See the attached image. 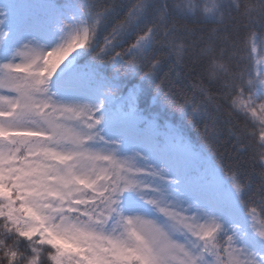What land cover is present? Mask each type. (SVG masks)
<instances>
[{
  "label": "snow or ice",
  "instance_id": "6c2138e0",
  "mask_svg": "<svg viewBox=\"0 0 264 264\" xmlns=\"http://www.w3.org/2000/svg\"><path fill=\"white\" fill-rule=\"evenodd\" d=\"M12 3L0 264H264V0Z\"/></svg>",
  "mask_w": 264,
  "mask_h": 264
},
{
  "label": "trees",
  "instance_id": "16d2710c",
  "mask_svg": "<svg viewBox=\"0 0 264 264\" xmlns=\"http://www.w3.org/2000/svg\"><path fill=\"white\" fill-rule=\"evenodd\" d=\"M39 3L40 0H13V3L9 5L10 7L8 9V14L10 17L24 19L25 17L31 15L38 9ZM73 3H75V0H73ZM70 14L72 13L67 10L63 13V15L65 16ZM47 26L49 31L55 29V33L61 35L59 31V24L56 23V18H50ZM256 59L258 62L262 59L259 50L256 53ZM75 63L82 70L93 69L105 75H111V68L108 65H94L91 62L90 53L87 51L81 50V55L76 57ZM130 81L131 78H121L120 83L122 89H127L128 87H131L132 85ZM223 148H228V145L225 144ZM225 159H228V157L226 156Z\"/></svg>",
  "mask_w": 264,
  "mask_h": 264
},
{
  "label": "rangeland",
  "instance_id": "374dc122",
  "mask_svg": "<svg viewBox=\"0 0 264 264\" xmlns=\"http://www.w3.org/2000/svg\"><path fill=\"white\" fill-rule=\"evenodd\" d=\"M5 7H7L9 9V5H5ZM59 39H60V35L55 33V39L54 40H39L37 41L33 46H38V45H42L44 46L45 48L49 47L50 44H53V43H58L59 42ZM254 55H256V53H254ZM74 65L76 66V63L74 61ZM63 68V65L61 66ZM77 67V66H76ZM79 68V67H78ZM80 69V68H79ZM60 70L58 69V72Z\"/></svg>",
  "mask_w": 264,
  "mask_h": 264
}]
</instances>
